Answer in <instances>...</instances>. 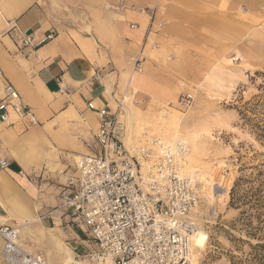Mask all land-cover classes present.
<instances>
[{"label":"crops","instance_id":"obj_1","mask_svg":"<svg viewBox=\"0 0 264 264\" xmlns=\"http://www.w3.org/2000/svg\"><path fill=\"white\" fill-rule=\"evenodd\" d=\"M192 5L161 0L150 24L148 0H0V89L10 82L36 118V124L14 115L9 125L0 122V159L9 162L0 168V225L26 222L20 228L54 233L56 240L39 238L33 249L48 252H38L47 264H72L84 238L66 228L58 195L76 175L74 160L89 152L97 111L106 108L121 118L130 91L159 103L174 98L171 84L152 76L159 68L148 57L172 50L179 34L190 31ZM153 24H162V31L153 32ZM50 29L55 34L46 39ZM27 34L33 47L23 48ZM153 41L164 51L152 52ZM140 52L144 73L131 76L129 60Z\"/></svg>","mask_w":264,"mask_h":264},{"label":"rangeland","instance_id":"obj_2","mask_svg":"<svg viewBox=\"0 0 264 264\" xmlns=\"http://www.w3.org/2000/svg\"><path fill=\"white\" fill-rule=\"evenodd\" d=\"M148 1L152 17L161 12V0ZM192 3L190 31L162 55L163 46L153 41L152 52L160 55L148 57L159 68L152 76L171 84L174 98L159 103L130 91L121 119L132 144L159 137L188 146L184 172L196 179L199 195L189 217L206 236L201 247L192 244L190 261L264 264V0ZM162 28L155 24L152 31ZM185 94L192 96L186 107L180 103ZM26 226L18 227V242L28 253L42 252L33 251L39 238H58ZM1 250L0 244V264H7Z\"/></svg>","mask_w":264,"mask_h":264},{"label":"built area","instance_id":"obj_3","mask_svg":"<svg viewBox=\"0 0 264 264\" xmlns=\"http://www.w3.org/2000/svg\"><path fill=\"white\" fill-rule=\"evenodd\" d=\"M137 10L146 14L140 6ZM148 17L151 24V14ZM8 26L14 28L12 22ZM54 34L50 29L46 39ZM21 45L33 47V36L23 35ZM142 60L141 52L130 59L134 72H142ZM191 100L185 94L180 103L186 107ZM87 107L95 109L91 103ZM97 112L89 152L77 158L76 175L58 195L66 228L84 234L80 248L74 249L75 259L88 264H191L197 228L189 216L199 195L196 179L184 172L186 142L150 138L143 144H126L127 128L119 114L106 108ZM12 115L36 124L32 109L5 82L0 89V122L9 125ZM8 167L9 162L0 159V168ZM31 181L38 183L37 178ZM18 239L16 225H0L1 254L7 264H47L42 254L23 250Z\"/></svg>","mask_w":264,"mask_h":264},{"label":"bare ground","instance_id":"obj_4","mask_svg":"<svg viewBox=\"0 0 264 264\" xmlns=\"http://www.w3.org/2000/svg\"><path fill=\"white\" fill-rule=\"evenodd\" d=\"M134 74H143V72H139V73H137V72H133V73H131V76L132 75H134ZM35 121H36V118H35ZM156 139H160L161 141H165V140H163V139H161V138H159V137H157ZM125 143L126 144H132V143H135V141L134 140H132L129 136L128 137H126V139H125ZM191 149H189V151H190ZM78 158V157H77ZM186 167H187V162H186ZM17 227H20V226H17ZM20 230V229H19ZM205 239H206V236L205 235H203L202 233L201 234H198V233H196L193 237H192V244H193V246L194 247H201L203 244H204V241H205ZM18 243V242H17ZM192 244H191V253H192ZM195 249V248H194ZM197 250V249H196ZM199 250V249H198ZM197 254V253H196ZM193 257H194V255H193ZM73 263L72 264H86V263H83V262H78V261H76V260H74L73 259V261H72ZM192 263L191 264H194L193 263V260L191 261Z\"/></svg>","mask_w":264,"mask_h":264},{"label":"trees","instance_id":"obj_5","mask_svg":"<svg viewBox=\"0 0 264 264\" xmlns=\"http://www.w3.org/2000/svg\"><path fill=\"white\" fill-rule=\"evenodd\" d=\"M241 115L244 117L243 113H241ZM259 137H261L262 139H264V136H262V134H260Z\"/></svg>","mask_w":264,"mask_h":264}]
</instances>
